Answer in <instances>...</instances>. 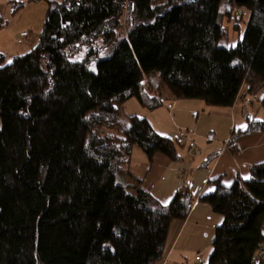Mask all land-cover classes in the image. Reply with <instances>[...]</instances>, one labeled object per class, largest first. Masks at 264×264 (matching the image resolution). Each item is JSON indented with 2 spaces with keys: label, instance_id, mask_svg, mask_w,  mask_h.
<instances>
[{
  "label": "trees",
  "instance_id": "1",
  "mask_svg": "<svg viewBox=\"0 0 264 264\" xmlns=\"http://www.w3.org/2000/svg\"><path fill=\"white\" fill-rule=\"evenodd\" d=\"M245 16L243 39L224 46L225 22L239 29ZM259 85L264 0L50 2L35 47L0 67V264L160 262L193 197L183 185L162 205L128 167L135 148L151 166L156 155L182 161L183 145L145 118L123 123L122 105L154 112L169 90L172 101L230 109ZM248 120L228 141L235 155L239 139L264 132ZM212 183L199 201L223 223L207 264H264V163L247 181Z\"/></svg>",
  "mask_w": 264,
  "mask_h": 264
},
{
  "label": "crops",
  "instance_id": "2",
  "mask_svg": "<svg viewBox=\"0 0 264 264\" xmlns=\"http://www.w3.org/2000/svg\"><path fill=\"white\" fill-rule=\"evenodd\" d=\"M63 1L0 0V19L7 21V26L1 32L5 31L9 37L7 46L0 43V53L16 52L13 53L14 56L25 55L18 53L21 51L20 36L26 34V30L45 22L50 2ZM14 2L25 4L16 15L11 14ZM31 45L32 43H29V46ZM163 95L166 98L164 107L151 112L141 106L147 111L141 118L147 119L158 133L162 119L155 115L163 112L167 120L172 119L173 130L186 129L195 134L192 143H195L196 147L199 146L198 152L188 153L189 157L182 156L180 162H172L156 155L151 166L147 156L141 154V179L133 177L131 181L142 180L143 188L162 205H168L183 185L188 186L194 200L192 210L185 222H175L171 225L163 259L157 264H207L212 253L216 228L223 223V218L199 200L215 191L216 185L212 183L214 180L220 178L226 187L233 185L236 180L247 181L250 179L251 168L264 163V132L239 139L236 143L239 150L237 155L233 154L228 146L232 132L237 131V128L244 130L249 125L250 115L247 107L253 108L255 112V117L251 119L264 123V107L261 103L264 98V85L257 86L251 95L241 94L234 107L220 112L214 111L213 114L218 119L230 122L226 139L217 141H211V137L204 138L196 134L197 131H192L196 130L201 114L210 111L203 102L172 101V95L168 96L166 91ZM210 114L212 115V112ZM211 131L217 132L214 129ZM131 165L132 163L128 167L129 172Z\"/></svg>",
  "mask_w": 264,
  "mask_h": 264
},
{
  "label": "rangeland",
  "instance_id": "3",
  "mask_svg": "<svg viewBox=\"0 0 264 264\" xmlns=\"http://www.w3.org/2000/svg\"><path fill=\"white\" fill-rule=\"evenodd\" d=\"M224 3L226 5L227 0H224ZM237 15L240 18L242 15V11L239 10V13H237ZM247 20L248 18L246 16L243 17V21H240L239 23V26H240L239 29H235L234 24H236V22L234 21L225 22L224 25L226 28V36L223 41L224 46H227L230 48L232 47L235 48L237 46L238 42H240L244 37L245 31H246ZM44 23L45 22H43V24H40L36 27H32L29 30H26L27 31L26 34H22L20 36V40H22L21 51L18 52L20 55L28 53L32 48L35 47V45L39 41V36L43 30ZM8 40H9V37L6 34V32L0 31V43L2 42L5 46H7ZM29 43H32V45L29 46ZM13 53H16V52H11L10 54H6L3 52L0 53V58L4 57V62L2 61L0 63V67L9 65L13 62V59L17 57V56H14L15 54ZM166 92L168 96H171V93L169 90H167ZM256 105L255 107H257ZM208 108L210 109V111H207L205 114H201L196 130H192V131H197L196 134L204 138L211 137L210 138L211 141L213 140L217 141L218 139H221V140L226 139L225 137L227 135V129H229L230 127V122L228 120L221 121L220 119H218V117L215 114H213L214 111L220 112V110H224V109L212 108V107H208ZM246 110H248L250 118L255 117V114H254L255 112L253 108L247 107ZM144 112H147V111H145L141 107L137 99L129 100L128 102L123 104L121 107V120L123 123H127L129 117L138 115L137 117L141 118V116L144 115L143 114ZM211 112H212V115L210 114ZM157 114H160V115H155V116H160L162 119L161 126H159L158 128L159 130L158 133H160L163 136L169 137L172 140L177 141V142L179 140L178 138L183 137L182 139L183 142L180 141L181 145H183V148H180V154L183 157H189L190 156L189 154L191 153L194 154L198 152L197 147L199 146L196 147L195 143H192L193 140H195V138L193 137L195 136L194 133L187 131L186 129L185 130L184 129L173 130L174 125L172 124V119L168 118L167 120L163 112H159ZM194 123L195 121L192 122V124ZM211 129L217 130V132L215 131L212 132ZM166 130L168 132H166ZM237 130H239V128H237ZM198 142L200 144H203L202 141H198ZM141 154H143V156L145 155L142 149L135 148L132 154V158H131L132 165H131V170L129 172L130 177L128 176L129 178L135 177L136 179H141V165H142L141 164Z\"/></svg>",
  "mask_w": 264,
  "mask_h": 264
},
{
  "label": "built area",
  "instance_id": "4",
  "mask_svg": "<svg viewBox=\"0 0 264 264\" xmlns=\"http://www.w3.org/2000/svg\"><path fill=\"white\" fill-rule=\"evenodd\" d=\"M179 139V141H182V139H183V137H181V138H178ZM183 142V141H182Z\"/></svg>",
  "mask_w": 264,
  "mask_h": 264
},
{
  "label": "snow or ice",
  "instance_id": "5",
  "mask_svg": "<svg viewBox=\"0 0 264 264\" xmlns=\"http://www.w3.org/2000/svg\"><path fill=\"white\" fill-rule=\"evenodd\" d=\"M246 179H247V177H246Z\"/></svg>",
  "mask_w": 264,
  "mask_h": 264
}]
</instances>
